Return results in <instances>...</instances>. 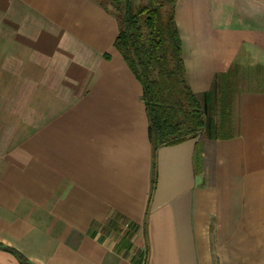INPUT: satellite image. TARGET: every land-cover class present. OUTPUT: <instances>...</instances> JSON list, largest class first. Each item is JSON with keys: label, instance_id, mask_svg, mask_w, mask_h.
Wrapping results in <instances>:
<instances>
[{"label": "crops", "instance_id": "obj_1", "mask_svg": "<svg viewBox=\"0 0 264 264\" xmlns=\"http://www.w3.org/2000/svg\"><path fill=\"white\" fill-rule=\"evenodd\" d=\"M215 127L155 150L96 0H0V264H264V0H176Z\"/></svg>", "mask_w": 264, "mask_h": 264}, {"label": "trees", "instance_id": "obj_2", "mask_svg": "<svg viewBox=\"0 0 264 264\" xmlns=\"http://www.w3.org/2000/svg\"><path fill=\"white\" fill-rule=\"evenodd\" d=\"M108 1L117 23L113 46L142 88L154 167L158 146L179 143L201 131L213 135L216 85L194 93L187 83L174 18L176 0ZM10 251L26 263L23 255Z\"/></svg>", "mask_w": 264, "mask_h": 264}, {"label": "rangeland", "instance_id": "obj_3", "mask_svg": "<svg viewBox=\"0 0 264 264\" xmlns=\"http://www.w3.org/2000/svg\"><path fill=\"white\" fill-rule=\"evenodd\" d=\"M96 1H99L101 3H103L104 5H107V7H109V10H113V7L112 5L109 4V1L108 0H96Z\"/></svg>", "mask_w": 264, "mask_h": 264}]
</instances>
